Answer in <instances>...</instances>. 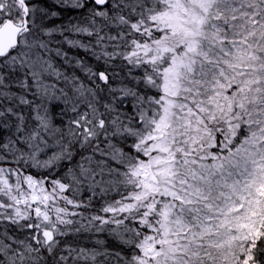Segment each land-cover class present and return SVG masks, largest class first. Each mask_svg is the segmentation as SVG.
<instances>
[{
    "label": "snow or ice",
    "instance_id": "1",
    "mask_svg": "<svg viewBox=\"0 0 264 264\" xmlns=\"http://www.w3.org/2000/svg\"><path fill=\"white\" fill-rule=\"evenodd\" d=\"M0 264H264V0H0Z\"/></svg>",
    "mask_w": 264,
    "mask_h": 264
}]
</instances>
